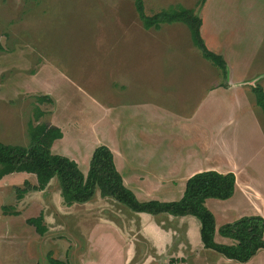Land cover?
I'll use <instances>...</instances> for the list:
<instances>
[{"label": "rangeland", "instance_id": "obj_1", "mask_svg": "<svg viewBox=\"0 0 264 264\" xmlns=\"http://www.w3.org/2000/svg\"><path fill=\"white\" fill-rule=\"evenodd\" d=\"M143 2L147 15L176 6L194 9L202 20L200 31L207 48L223 56L233 78L264 74V0H207L200 8L199 0ZM228 80L201 57L183 24L145 30L134 0H0V142L28 148L30 123L54 125L64 132V140L52 145V154L74 160L84 175L92 148L106 146L102 137L114 135L112 120L117 123L119 113L127 116L126 127L136 142L143 138V126L150 119L172 137L187 140V150L194 140L203 145L208 131L223 125L232 137L247 135V128L240 125L254 128V122L249 118L251 110L241 108L240 96L233 98L232 92L222 90L207 98L211 88ZM256 85L264 91V78ZM247 92L264 120L253 92ZM41 96L52 102L40 101ZM112 108L114 113L107 115ZM38 111L43 112L39 118ZM156 113L160 114L157 119ZM230 120L233 126L226 125ZM218 147L213 145L212 155L206 156L202 146L195 164L224 162ZM258 156L264 163V152ZM263 165L256 164L257 173ZM14 177L9 179L2 204L30 217L42 212L48 231L38 236L23 230L19 220L21 226L19 222L12 228L3 225L6 232L1 240L34 245L33 261L45 263L48 252L63 256L67 247L69 253L75 247L79 250L93 217L103 223L107 217L121 222L131 212L114 198L100 199L98 192L87 203L62 204V209L60 200H52L60 193L57 178L49 185L51 200L41 208L42 200L23 202L28 193L23 200L16 198L15 190L23 183L21 176ZM168 199L178 198L168 195ZM216 206L207 203L220 216ZM87 213L92 215L85 219ZM217 215L219 227L222 218ZM233 215L229 211L227 216Z\"/></svg>", "mask_w": 264, "mask_h": 264}, {"label": "crops", "instance_id": "obj_2", "mask_svg": "<svg viewBox=\"0 0 264 264\" xmlns=\"http://www.w3.org/2000/svg\"><path fill=\"white\" fill-rule=\"evenodd\" d=\"M227 75L229 80L226 84H219L217 87L211 88L207 98L210 94H218L222 90L232 92L233 98L240 96L241 103L239 102V104H241V108L245 106L246 111L248 108L249 111L251 110L249 118H251L252 123L254 122V128L249 125H240L242 128H247V135L234 134L232 137L230 131L226 133V127L223 125V128L218 127L208 131L207 136H209L205 139L203 145L194 140L188 146L189 150H187V140L180 141L179 138L172 137L158 127L157 122H151V119L147 121L148 125L145 123L144 129L141 128L144 130V133H142L143 138L137 140V142L133 140L132 134L129 133L126 127V115L119 113L117 123L114 119L112 120L114 135L111 139L102 137L103 139L100 140L106 141V147L113 154L115 167L122 178L123 185L135 195L139 202L152 200L159 202L179 201L185 191L188 179L199 172L233 173L235 175L233 195L226 200L209 198L204 202L206 208L207 203L218 205L216 208L218 212L220 211V216L215 214L210 207L207 208L210 212L212 211L214 221L216 215L218 219H223V221L221 219V226L245 216H260L264 219V165L257 173L258 166L264 164L261 157L258 156L261 152H264V120L258 115L253 102L250 100V97H252L251 92H247L248 89L252 91L256 83L264 78V74L256 77L252 76L251 78L248 74L242 78H233L227 66ZM114 111L112 108L107 115L110 113L112 115ZM239 112L240 115L242 111ZM155 115L156 119L160 117L158 113ZM175 119L176 117H174V122L177 123ZM246 119L245 116L243 120ZM231 121L226 125L233 126ZM219 124L220 121L217 125ZM183 125H185V122L181 123L182 127H184ZM59 140H64V137ZM213 145L216 148L219 146L220 155L225 161L220 162L218 160L215 161V164L196 165L197 158L201 157L202 154V146L205 149L206 156H210L212 155L210 150ZM177 147H180L181 151L175 150ZM96 148L94 146L92 152ZM171 148L172 150H169ZM91 156L92 153H90V158ZM200 159L198 160L200 161ZM87 169H89V166ZM260 172L261 175H259ZM16 175L22 177L20 184L23 183V186L25 182L31 181V178L35 181L31 185L36 184V178L32 174L12 173L4 176L0 179V211L2 207L6 206L1 201L6 200L4 193L10 186L9 179L15 178ZM20 184L18 185L20 186ZM49 185L44 191H41V193L43 192L41 195H33L35 192L31 191L33 193L28 192L29 197L27 200H23L27 193L20 200H23V202L32 199L42 200L38 203L42 208L47 200H51ZM13 187L16 186L13 185L10 188ZM168 195H173L178 199L169 200ZM52 200H60V207L63 204L60 193H58L57 198H52ZM24 209L26 210V208ZM15 211L18 215H3L2 211L0 212V264H46L43 261L38 262V259L33 261L36 259L34 245L6 244L1 240V236L6 232V230H3V225H5V229L8 226L12 228L11 225L17 224L19 220L23 222V230L36 233L35 229L26 223V220L35 218L42 212L35 215V217H30L26 216L25 212L20 209H15ZM229 211H232L234 215L227 216ZM91 215L87 213L85 219H87L86 216ZM45 218L47 220V217H44V221H46ZM125 218L126 220L117 222L111 217H107L103 223L101 219L96 220L97 218L93 217L90 227L86 228L85 240L79 250L75 247L73 252L69 253L70 249L67 247L63 256L55 257L53 255L52 257L68 264H264V249L258 250L246 262L227 259L211 250L204 249L200 236V224L197 219L191 216L173 217L162 213L147 214L131 211ZM221 226L216 227L215 222L214 241L226 245L234 244V240L219 235L218 230Z\"/></svg>", "mask_w": 264, "mask_h": 264}, {"label": "trees", "instance_id": "obj_3", "mask_svg": "<svg viewBox=\"0 0 264 264\" xmlns=\"http://www.w3.org/2000/svg\"><path fill=\"white\" fill-rule=\"evenodd\" d=\"M207 0H199L202 7ZM136 12L145 30H159L161 25L174 23L183 24L189 31L190 39L201 57L215 67L223 78L227 77V64L223 56L210 51L202 36V20L194 9L176 6L158 13L147 15L143 0H134ZM255 103L264 117V91L260 85L252 88ZM40 101L51 103L48 96L39 97ZM43 112L36 113L39 118ZM37 118V119H38ZM30 141L28 148L5 145L0 142V179L12 173L32 174L36 184L25 182L22 188H17L16 198L20 200L31 191H44L52 179L57 178L60 186V196L67 207L73 204L89 202L98 192L101 198H114L126 205L131 211L147 214H168L173 217L191 216L200 224V236L204 249L211 250L217 255L238 262H246L258 250L264 249V219L260 216H245L231 223L222 225L218 233L222 237L235 241L232 245L220 244L214 241V216L204 206L206 199H229L235 188L233 173H218L203 171L192 175L179 201L139 202L135 195L123 185L122 178L117 172L113 154L105 145L98 146L92 153L89 169L84 175L77 163L67 157L51 152L53 143L62 138V132L55 126L46 124H29ZM11 209V208H10ZM3 207L4 215H18L14 210ZM39 236L48 231L44 224L43 214L26 220ZM46 264H68L57 260L49 253Z\"/></svg>", "mask_w": 264, "mask_h": 264}]
</instances>
